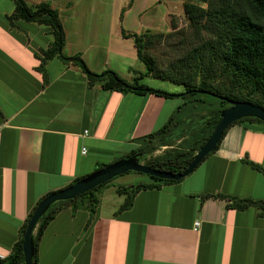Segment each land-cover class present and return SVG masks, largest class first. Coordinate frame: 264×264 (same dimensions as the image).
I'll return each instance as SVG.
<instances>
[{"label": "crops", "instance_id": "1", "mask_svg": "<svg viewBox=\"0 0 264 264\" xmlns=\"http://www.w3.org/2000/svg\"><path fill=\"white\" fill-rule=\"evenodd\" d=\"M25 1H48L58 10L64 54L79 53L92 71L112 69L132 81L145 67L122 29L159 28V17L166 21L173 13L168 5L180 0ZM14 7L0 0V258L12 253L46 194L127 155L183 103L178 96L91 86L77 65L57 57L45 66L44 85L36 53L52 42L51 28L24 20L11 25L6 17ZM246 159L264 169L261 125H231L190 174L140 190L121 212L125 196L111 181L90 223L84 209L65 208L51 220L38 239L37 264H264V208H231L226 198L206 196L264 201V173Z\"/></svg>", "mask_w": 264, "mask_h": 264}, {"label": "trees", "instance_id": "2", "mask_svg": "<svg viewBox=\"0 0 264 264\" xmlns=\"http://www.w3.org/2000/svg\"><path fill=\"white\" fill-rule=\"evenodd\" d=\"M13 1L15 3L14 10L6 17L11 25L14 24L15 20H24L43 24L51 28L52 42L47 48H41L36 53L39 59L37 69L43 75L44 85L48 83L45 66L49 60L57 57L65 63L71 62L80 67L87 77L89 85L92 86L99 83L104 90L135 94L154 93L166 98L178 96L184 100L183 105L179 108L181 111L187 106L196 108L197 105L203 103L204 99L199 95L212 96L218 101L216 105L212 104V109L208 112V115H203L205 117L202 118V125L193 132L183 128L182 130H177L174 127L175 116L172 115L168 122L160 129L137 138L136 142L138 146L125 157L135 155L139 156L141 161L145 158L148 151L154 149L151 145L153 142L160 140L164 136L171 137L176 133H180L183 138L176 147L172 148L171 151L165 152L163 155L153 157L146 161L145 164L157 169L181 172L191 162L196 151L205 143L217 124L221 111L230 106L227 100L250 101L264 107V0H232L228 4L207 7V9L196 3H204L206 0H195V3L184 1L183 9L189 23L197 31L201 30V28H207L214 33V39L201 40L165 68L157 67L154 60L145 54L146 49L152 45V39L157 35L151 34L148 30L142 33H126L122 29L124 37H131L133 39L137 50V58L146 68L144 74L136 76L132 81L123 79L112 69H105L100 72L92 71L87 67L79 53L73 55L64 54L65 31L58 10L53 8L48 1H42L33 6H29L25 0ZM150 73L153 76L182 86L184 91L182 93H169L141 83V79ZM218 76H227L229 80L228 85L220 86L216 84L214 80ZM215 96H220L222 99ZM182 106L185 107L182 108ZM189 123H191V120H189ZM237 123L244 126L258 124L264 127V121L251 116L240 118L234 124ZM221 139L206 158L217 150ZM245 162L252 168L264 173V169L259 164L248 159ZM107 164H98L95 170ZM129 172L134 171H128L124 174ZM119 176H115L109 181L97 185L73 198L55 201L48 207L34 229L33 260L36 264L38 239L51 220L65 208H70L72 212L84 209L90 215L88 220V223H90L98 212L102 189ZM147 176L150 179L149 182H140L130 186L119 185L116 188L119 194L125 196L117 212L129 209L133 203L135 194L140 190L158 188L163 183H173L181 180ZM82 177L74 179L71 184ZM206 196L226 198L229 200L228 206L231 208L241 210L250 206L264 208L263 200L238 198L221 193L207 194ZM33 211L28 214L23 223L20 229L21 237L14 245L12 253L7 258H0V264H25L22 251L23 233Z\"/></svg>", "mask_w": 264, "mask_h": 264}, {"label": "rangeland", "instance_id": "3", "mask_svg": "<svg viewBox=\"0 0 264 264\" xmlns=\"http://www.w3.org/2000/svg\"><path fill=\"white\" fill-rule=\"evenodd\" d=\"M10 1V0H7ZM30 4L31 0H27ZM187 1H191L195 3V0H180L177 4L173 1L169 6V9H172L173 13H170L166 18V21L162 18L159 21L163 23L161 27L148 31L151 34H155V38L152 39V45L148 47L145 51L147 56H150L157 67L165 68L168 64L173 63L179 57H181L185 52H187L192 46L196 43L200 42L204 39H214V33H212L207 28H201V30L197 31L194 26L189 23L188 18L184 13L183 3ZM232 0H206L204 3L196 2L198 5L207 9V7L218 6L221 4H228ZM51 3H61L62 0H51ZM27 3V2H26ZM158 13V12H155ZM164 13V12H163ZM65 31V30H64ZM87 65V64H86ZM88 67V65H87ZM145 67V65H144ZM80 68V67H79ZM89 68V67H88ZM90 69V68H89ZM81 70V68H80ZM146 71V68H145ZM228 77L227 76H218L215 78L214 82L220 86L228 85ZM141 83L153 87V88H161L164 90H170L175 92H180L182 90V86L178 84H174L168 80L158 78L153 76L151 73L149 75H145L141 81ZM204 99L203 103L197 105L196 108L192 106H187L182 111L178 109L173 115L175 116V126L177 130H189L193 132L199 126L202 125V118L205 115H208V112L212 109V104L216 105L217 100L212 96L208 95H199ZM184 102V100H182ZM195 104V103H194ZM183 105V103H182ZM191 105V104H190ZM185 106H182V108ZM189 115V117H188ZM189 118V119H187ZM191 120V123H189ZM176 130V131H177ZM178 132V131H177ZM180 133H176L171 137L164 136L160 140H156L151 145L154 147L152 151H148L145 155V158L141 160L142 163L145 164L146 161L152 159L153 157L163 155L165 152L171 151L172 148L176 147L177 144L182 139ZM119 156H115L113 161L119 159ZM105 162V161H104ZM112 162V161H111ZM149 178L147 175L142 173L129 172L127 174H123L113 181L119 185L130 186L136 185L140 182L147 181Z\"/></svg>", "mask_w": 264, "mask_h": 264}, {"label": "water", "instance_id": "4", "mask_svg": "<svg viewBox=\"0 0 264 264\" xmlns=\"http://www.w3.org/2000/svg\"><path fill=\"white\" fill-rule=\"evenodd\" d=\"M215 97L222 99L220 96ZM227 102L230 106L221 111L220 118L214 129L206 139L205 143L196 151L193 159L183 171L172 172L157 169L142 163L139 156H128L108 163L74 183L47 194L35 207L23 233L22 251L24 263L36 264L33 260L34 229L40 217L53 202L73 198L128 171L140 172L161 179H182L190 174L206 158V156L213 151L216 144L222 138L225 130L233 125L238 119L251 116L264 121V107L250 101L227 100Z\"/></svg>", "mask_w": 264, "mask_h": 264}, {"label": "built area", "instance_id": "5", "mask_svg": "<svg viewBox=\"0 0 264 264\" xmlns=\"http://www.w3.org/2000/svg\"><path fill=\"white\" fill-rule=\"evenodd\" d=\"M84 150H85V149H84V148H82V151H83V152H84ZM196 225H198V222L196 223Z\"/></svg>", "mask_w": 264, "mask_h": 264}, {"label": "flooded vegetation", "instance_id": "6", "mask_svg": "<svg viewBox=\"0 0 264 264\" xmlns=\"http://www.w3.org/2000/svg\"><path fill=\"white\" fill-rule=\"evenodd\" d=\"M125 156H126V155H125ZM125 156H124V157H125ZM131 156H133V155H131ZM134 156H135V155H134Z\"/></svg>", "mask_w": 264, "mask_h": 264}]
</instances>
